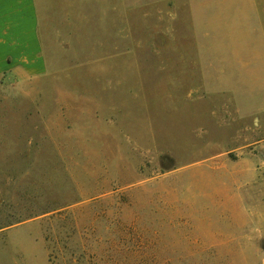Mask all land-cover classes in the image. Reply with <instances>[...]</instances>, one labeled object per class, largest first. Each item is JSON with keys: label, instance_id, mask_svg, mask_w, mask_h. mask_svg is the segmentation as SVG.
Instances as JSON below:
<instances>
[{"label": "rangeland", "instance_id": "374dc122", "mask_svg": "<svg viewBox=\"0 0 264 264\" xmlns=\"http://www.w3.org/2000/svg\"><path fill=\"white\" fill-rule=\"evenodd\" d=\"M186 3L44 1L46 72L0 75V264H263L264 114L242 147L197 88Z\"/></svg>", "mask_w": 264, "mask_h": 264}, {"label": "crops", "instance_id": "0c3cea01", "mask_svg": "<svg viewBox=\"0 0 264 264\" xmlns=\"http://www.w3.org/2000/svg\"><path fill=\"white\" fill-rule=\"evenodd\" d=\"M44 1L0 0V75L46 72L39 33ZM186 2L194 41L189 73L198 76L199 90L232 93L234 119L251 122L238 131L242 147L253 146L264 114V0Z\"/></svg>", "mask_w": 264, "mask_h": 264}]
</instances>
